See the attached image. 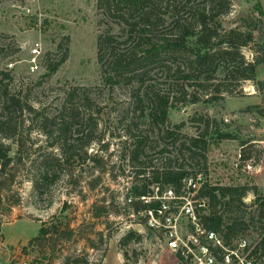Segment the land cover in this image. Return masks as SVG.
Listing matches in <instances>:
<instances>
[{"label":"trees","instance_id":"16d2710c","mask_svg":"<svg viewBox=\"0 0 264 264\" xmlns=\"http://www.w3.org/2000/svg\"><path fill=\"white\" fill-rule=\"evenodd\" d=\"M231 6L232 0H96L100 16L96 39L100 86L67 89L54 116L44 114L43 109H34L27 102L28 91L22 94L21 87L14 88V76L0 68V136L11 140L20 155L24 142L17 128L23 124L25 111L38 121L48 146L58 151L40 156L41 170L30 179L35 189L42 184H54L60 177L58 168L64 163H99L96 154H88V148L94 142L99 143L100 150L107 148L103 143L106 129L104 132L98 129L104 114L113 115V128L108 133L119 139L120 157L131 165L133 182L129 195L133 201L127 205L128 209L134 212L156 209L158 200L151 199L149 203L140 200L142 196L152 197L153 188L159 194L170 188L180 195L185 186L183 180L201 172H194L193 166L206 170L210 145L236 137L220 127L222 122L204 113L194 114L191 123L195 134L186 135L182 132L184 123L169 121V110L198 104L205 109L216 106L226 96L238 95L245 81L262 91L264 102V81L256 78L257 66L264 63V10L259 0H255L253 12L258 18L251 16L244 26L225 28L222 18L229 14ZM13 45L0 42V55H7L6 50ZM249 45H254L260 55L252 61L242 54V49ZM66 58L65 49L56 60L46 57L44 75L53 74ZM120 88L127 90V98L115 104V92ZM103 93L107 94V102L99 104L94 95L101 97ZM10 152L11 147L0 142V172L11 164ZM252 189L256 193V188ZM248 190L247 186L210 184L205 178L195 196L205 200L199 225L229 245L235 236L248 229L242 215L232 214L233 210L243 212L242 198ZM256 207L255 220L262 232L264 201L256 200ZM249 221L252 223L253 218ZM49 233L41 224L28 244L38 243ZM140 240L139 234L130 231L122 236L119 245ZM259 245L264 246V238ZM84 261L85 258L72 262L66 259L64 264Z\"/></svg>","mask_w":264,"mask_h":264},{"label":"rangeland","instance_id":"374dc122","mask_svg":"<svg viewBox=\"0 0 264 264\" xmlns=\"http://www.w3.org/2000/svg\"><path fill=\"white\" fill-rule=\"evenodd\" d=\"M259 2L264 10V0ZM254 3L255 0H232L229 14L222 18L224 27H241L251 16L258 18L253 12ZM99 18L96 0H0V42L14 43L6 50L7 55H0V68L14 76V88L21 87L22 94L28 91L27 102L34 109H43L44 114L54 116L67 89L100 86L96 59ZM262 42L264 44V37ZM37 44L38 53L33 55L32 49ZM63 49L67 51L66 60L53 74L45 76V58L56 60ZM256 49L254 45L243 48L244 58L252 61L259 57ZM8 64L12 67H7ZM34 65L37 68L32 70ZM259 76L264 77V68ZM240 91L206 109L200 104L172 108L168 117L172 124L184 123V134L194 135L191 118L195 113H204L222 122L220 127L236 137L210 145L205 172L198 170L199 167L193 168L194 172L201 171L203 174L199 173L210 184L249 188L242 198L243 212L233 210L232 213L242 215L248 229L235 236L233 242L244 237L254 246L264 238V231L261 232L260 223L255 220L256 200L264 201V102L262 91L252 82H243ZM126 92L125 88L115 92V104L127 98ZM94 97L99 104L107 102L105 93ZM112 118L113 115L102 114L99 120V131L106 129L103 143L107 148L100 150L97 142L88 148V154L98 156V164L91 161L82 165L64 163L58 168L59 179L48 186L42 184L40 189H35L30 180L41 170L40 156L58 151L48 146L49 141L35 117L25 111L22 114L23 124L17 128L24 142L20 155L11 140L0 136L1 144L11 147L13 158L0 172V240L3 242L0 264H9L21 257L28 264H64L66 259L83 261L91 251H104L106 255L112 249L125 253L128 262L174 264L162 240L157 241L160 231L145 230L140 235V243L119 245L126 234V226L137 222V218L128 216L125 198L133 182L131 165L120 157L119 139L108 133L113 128ZM194 196L196 193L190 195ZM100 211L102 213L95 217ZM41 224L50 233L38 243L29 245L28 241L38 234ZM179 226L181 236L191 233L190 224L183 215ZM260 247L264 252V246Z\"/></svg>","mask_w":264,"mask_h":264},{"label":"built area","instance_id":"2783aa9c","mask_svg":"<svg viewBox=\"0 0 264 264\" xmlns=\"http://www.w3.org/2000/svg\"><path fill=\"white\" fill-rule=\"evenodd\" d=\"M37 53L38 44L32 49L33 55ZM7 67L10 68L12 65L8 64ZM36 68L34 65L32 70ZM203 180L201 173L195 177L185 178L183 180L185 186L178 196L170 188L161 194L158 193L157 188H153L152 197L142 196L140 200L143 203H149L151 199H156L159 201L158 207L154 210L138 212L128 209V216L131 219L137 218V222L126 226V233L131 231L130 229L139 235L145 230L160 231L161 238L157 237V241L162 240L161 244L164 250L172 254L174 264H264V252H262L263 248L259 243L252 246L247 238L241 237L234 242L232 240L229 245H224L214 232L207 231L199 225V215L205 208V200L195 196L191 198L190 195L197 192ZM132 201V196L127 195L126 205ZM181 215L186 217L191 228V233L186 236L180 235L179 220ZM142 241L145 240L142 239ZM1 246H3V242L0 240ZM14 262L15 264H28L23 257ZM82 264L108 263L105 260L104 251H91ZM119 264L142 263L141 260L128 262L123 257Z\"/></svg>","mask_w":264,"mask_h":264},{"label":"crops","instance_id":"0c3cea01","mask_svg":"<svg viewBox=\"0 0 264 264\" xmlns=\"http://www.w3.org/2000/svg\"><path fill=\"white\" fill-rule=\"evenodd\" d=\"M264 68V63L260 64L256 68V78L260 81H264V77L259 76V71ZM123 259L122 254H120L116 250H109L108 253L105 255V260L108 264H119L120 261Z\"/></svg>","mask_w":264,"mask_h":264}]
</instances>
